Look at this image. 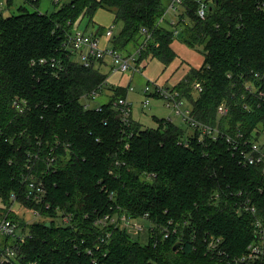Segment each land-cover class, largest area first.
<instances>
[{
	"label": "trees",
	"instance_id": "16d2710c",
	"mask_svg": "<svg viewBox=\"0 0 264 264\" xmlns=\"http://www.w3.org/2000/svg\"><path fill=\"white\" fill-rule=\"evenodd\" d=\"M7 1L10 7L13 0ZM24 2L38 9L42 0ZM263 2L212 0L206 21L195 15L194 0L186 2L189 12L180 17H190L187 43L203 47V63L175 88L203 124L228 133L241 129L247 137L264 128V96L258 94H264ZM166 7L165 0H68L49 15L24 6L18 14L0 12V199L2 214L30 231L21 264H236L255 240L254 218L239 212L238 203L248 197L264 218L261 167H243L224 139L199 141V130L185 131L168 119L154 117L156 128L133 120L125 127L114 107L127 96L122 87L99 110L85 109L108 76L100 70L105 61L86 68L67 47L74 24L112 11L119 26L114 49L146 36L137 66L147 59L168 65L177 54L176 37L159 24ZM41 59L55 60V67L40 65ZM194 82L201 93L191 94ZM222 104L228 117L217 115ZM51 153L55 166L46 170ZM33 163L37 177L46 170L42 202L27 199L25 176ZM15 203L36 209L42 220L26 223L11 209ZM120 210L147 214L177 234L146 245L119 229L107 238L96 220ZM67 215L69 224L61 221ZM211 236L222 238L223 255L208 249Z\"/></svg>",
	"mask_w": 264,
	"mask_h": 264
},
{
	"label": "built area",
	"instance_id": "2783aa9c",
	"mask_svg": "<svg viewBox=\"0 0 264 264\" xmlns=\"http://www.w3.org/2000/svg\"><path fill=\"white\" fill-rule=\"evenodd\" d=\"M166 1V11L164 16L160 19V25L166 26L170 31L173 32L174 36H178L186 25L188 26V21L186 18H181L182 14L187 16L189 8L186 5L187 0H165ZM58 1H56L57 3ZM196 4L195 15L201 21H206L210 12L213 10L212 0H194ZM260 8H264V2L259 5ZM76 24V23H75ZM74 24V27L71 30V34L68 38L67 47L74 54L78 61L84 65L86 68H90L92 64L98 63L100 61H106L110 59L113 67L121 73H126L130 69L134 72H139L141 69L137 66L136 61L141 51L145 49V44L143 43L135 52L126 54L123 56L120 51L114 49L113 47L104 48L101 46V43L95 35H88L85 32L79 30ZM179 27H181L179 29ZM115 25L112 26L107 31V36L111 39L114 36ZM147 35V34H146ZM40 65H51L55 67V60L41 59L39 61ZM113 68V69H114ZM258 76V75H256ZM107 84V81L102 85V87ZM192 88L196 93H201L203 87L199 82H194ZM102 90V89H101ZM100 91L93 92V98L86 102L85 109H93L92 101H95L98 96L101 94ZM134 89L129 88L127 90V96L118 98L114 103L115 109L119 112V119L125 127H130L132 122V104L128 98L129 92H132ZM144 94L146 97H152L157 95L163 100L165 106L172 108L174 113L181 117L183 122L188 126L190 132L200 131L199 141H202L204 137H210L213 140L217 141L218 139H224L228 145L232 148L233 152L239 159V163L243 167L248 166H259L263 169L264 172V128L261 126L258 130L257 136L247 137L241 129H237L233 133H228L220 130L218 127H212L207 124L200 122L194 115L192 106L189 108L187 106L188 99L185 97L183 91L174 88L170 89L167 87L155 86L154 91H151L149 86H146L144 89ZM264 96V94H261ZM150 101L146 99L144 102L145 106H149ZM15 105L20 108V111L23 112L24 107L15 103ZM98 110L100 106L96 107ZM217 115L221 118L229 116V107L226 104H222L217 109ZM169 120V119H168ZM173 122L172 120H170ZM54 150V149H53ZM51 153L44 160L46 164V170L54 167L56 157H51ZM39 155H36L35 161H40ZM28 173L26 174L25 181L28 186V195L27 199L30 201L42 202L43 198L46 195V187L44 185L43 176L46 174V170L41 171L37 177V172L35 169V164L28 165ZM38 173V172H37ZM241 195V194H239ZM113 194H111V197ZM16 197H13V202H16ZM16 204V203H15ZM19 206H21L19 204ZM238 211L245 212L253 216L254 218V235L255 240L248 246L247 251L240 257L234 259L236 264H264V218L259 214L257 207L254 205L252 200L248 197H243L242 200L238 203ZM23 208V206H21ZM49 208V206H47ZM13 209V207L11 208ZM32 213L36 218H42L40 213L32 208L25 209ZM24 220V219H22ZM25 221V220H24ZM63 223L69 224L71 222V216H63L61 218ZM27 223V222H26ZM34 223V222H32ZM31 224V223H28ZM172 225V222L169 223ZM96 225L101 228L105 233L106 237L110 238L112 229H119L126 231L132 237H137L141 235L145 230L146 226L147 232L149 235V240H152L154 237L160 235L161 240L167 239L170 237L171 233L177 234V229L174 228L171 231L168 228L159 227L155 222H153L149 215H144L141 217H134L126 212L117 213L115 215L107 214L105 216H100L96 220ZM19 224L13 220L5 217L0 222V237L3 239H9V244L6 245L0 244V264H21L22 258L19 257V251L21 244L24 240L30 236V231L27 230L23 233H18ZM102 242H105V239H102ZM222 238H215L211 236L210 239H206L208 249L213 252H219L220 255H223L219 248L222 243ZM91 254V251L88 252Z\"/></svg>",
	"mask_w": 264,
	"mask_h": 264
},
{
	"label": "rangeland",
	"instance_id": "374dc122",
	"mask_svg": "<svg viewBox=\"0 0 264 264\" xmlns=\"http://www.w3.org/2000/svg\"><path fill=\"white\" fill-rule=\"evenodd\" d=\"M56 1H58L56 3ZM68 0H42L38 9L27 5L24 0H13V4L8 7L7 0H0V12L4 15L18 14V9L21 6L27 7L30 11H39L42 14H51L56 9L62 7ZM115 15L112 11L99 10L93 17V20L84 18L82 21L76 23L75 25L79 27V30L85 32L88 35H95L104 48L113 47V43L110 37L107 36V31L115 25L114 23ZM188 26L191 25L190 17H187ZM162 26L165 27L163 24ZM168 26V25H166ZM74 27V26H73ZM169 27V26H168ZM170 28V27H169ZM181 27H179L180 29ZM119 29V26L115 25L114 34ZM187 25L183 28L182 32L176 36L173 42V49L177 54L176 59L170 63L165 64L159 59L146 60L145 64L140 65V71L134 72L130 69L126 73H121L116 71L111 64L110 59H107L105 66L100 68L101 72L108 76L107 84L102 88L100 96L97 97L95 101H92V106L97 107L106 104L110 97L114 93V89L117 87H122L125 89L133 88L132 92H129L128 98L132 104V119L140 127L144 128H156L157 123L154 117L158 119H169L172 120L174 124L187 131L188 126L183 122L182 118L177 116L172 108L165 106V103L157 95L152 97H146L144 94V89L146 86L151 88L153 92L155 86L167 87L174 89L178 84L183 82L194 69L199 68L203 63V47L201 45H195L191 47L187 43V38H189V32ZM148 41L146 36H139L136 42H131L125 50H121L120 53L125 56L126 54L135 52L143 43ZM75 59L78 58L75 56ZM98 67L100 62L95 63ZM99 68V67H98ZM114 68V69H113ZM113 88V90H112ZM194 90L191 94L195 95ZM148 99L150 101L149 106H145L144 102ZM187 106L190 108L192 105L189 101ZM2 200L0 199V222L5 217L2 214V209H4ZM13 209L18 214L19 217L25 220L27 223L41 221V218H36L32 213L23 209L19 204H14ZM14 213V212H13ZM15 214V213H14ZM146 230L139 236L134 237L135 241H138L141 245H146L149 243V235ZM29 229H27V232ZM21 233V229L18 230ZM5 239L0 237V244H4Z\"/></svg>",
	"mask_w": 264,
	"mask_h": 264
},
{
	"label": "water",
	"instance_id": "95a60500",
	"mask_svg": "<svg viewBox=\"0 0 264 264\" xmlns=\"http://www.w3.org/2000/svg\"><path fill=\"white\" fill-rule=\"evenodd\" d=\"M178 248V245L175 247V249H177Z\"/></svg>",
	"mask_w": 264,
	"mask_h": 264
},
{
	"label": "crops",
	"instance_id": "0c3cea01",
	"mask_svg": "<svg viewBox=\"0 0 264 264\" xmlns=\"http://www.w3.org/2000/svg\"><path fill=\"white\" fill-rule=\"evenodd\" d=\"M134 121V120H133Z\"/></svg>",
	"mask_w": 264,
	"mask_h": 264
}]
</instances>
